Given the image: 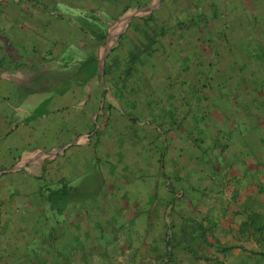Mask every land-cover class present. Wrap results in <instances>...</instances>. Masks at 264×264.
<instances>
[{
  "label": "crops",
  "instance_id": "crops-1",
  "mask_svg": "<svg viewBox=\"0 0 264 264\" xmlns=\"http://www.w3.org/2000/svg\"><path fill=\"white\" fill-rule=\"evenodd\" d=\"M23 1L0 2V264H264V59L210 56L197 45L205 32L171 30L183 0L131 11L68 0L84 19L109 17L97 32ZM206 1L224 44L228 32L264 31L249 24L264 0L240 11ZM14 88L25 93L16 106ZM150 116L163 125L142 122ZM115 152L127 175L101 170ZM86 173L100 181L94 214H63ZM61 194L71 198L56 217Z\"/></svg>",
  "mask_w": 264,
  "mask_h": 264
},
{
  "label": "rangeland",
  "instance_id": "rangeland-1",
  "mask_svg": "<svg viewBox=\"0 0 264 264\" xmlns=\"http://www.w3.org/2000/svg\"><path fill=\"white\" fill-rule=\"evenodd\" d=\"M3 0H0V2ZM19 1V3H21L22 5L27 4V2L23 1V0H17ZM35 1V2H34ZM146 0H119L120 5L118 7L121 8H132L134 7V5L136 4H142L144 3ZM203 1L204 0H183V9H182V13L180 16V19H177V17L171 15V30H173L174 28H176V25L174 24L175 21H179L180 24L179 26L183 29V27H195L196 29H198L200 32H205L204 35L202 37L199 36L197 39V45L198 47H205L208 51H210V49L213 51L210 56H216L218 53H220V50H218V47L224 48L225 50L229 51V53H235L237 51H243L244 54L250 59L253 60L255 62H261L262 59H264V31L260 32V31H256V32H244L241 36L239 35V32L235 34L238 35V40L235 39L231 40L229 39V36L233 35V32H228V42L227 44L222 41L223 36L219 35L217 32V30H212L211 27H207V25L210 24V22L212 20H214V16L213 14L210 15L207 12H203L204 7H203ZM209 0H207L206 2H208ZM32 2H34V7L37 9V7H39V11L41 12H45L46 16L52 12L56 13L55 17H59V13H63L64 17L70 18L72 19V21H74V25L76 24L78 27H80L81 29H89L93 30L95 32H97L98 29H103V26H105V24L102 22L104 19L107 21L109 20L108 16L103 15V13L101 11H97L96 13H94L95 17L94 19L92 18H83V15H81L79 13V9L77 13H74L71 11L70 5L68 4V0H33ZM262 2V1H261ZM118 3V4H119ZM242 3H245V0H236L235 4L236 6H232L230 4V1L226 0L225 1V6L226 8H228L229 10L235 11V10H243ZM99 7V6H98ZM48 8V9H47ZM25 9V8H24ZM130 10V11H131ZM38 11V12H39ZM129 11V12H130ZM68 13V14H67ZM65 14L67 16H65ZM78 14V15H77ZM253 16H255V13ZM252 14H249L250 16ZM261 15V17L258 15L255 16L256 19L252 20L251 24H256L257 23H262V26L264 27V12L259 13ZM220 16V15H219ZM218 16V17H219ZM104 18V19H103ZM250 21L252 19V17H249ZM57 19V18H56ZM2 21L0 18V30H2ZM30 21V20H28ZM61 21V20H60ZM258 21V22H257ZM27 22V21H26ZM233 24V23H232ZM231 22H229L228 28L229 30L232 31L233 26H232ZM264 29V28H263ZM217 31V32H216ZM255 31V30H254ZM31 32V30H30ZM198 33V32H197ZM2 36V34L0 33V37ZM235 38V37H234ZM237 38V37H236ZM196 40V38H195ZM6 58V57H5ZM207 60V59H205ZM185 62L186 65L188 67L191 66L190 62H191V57L190 55L187 56V58H185ZM256 64H248V63H234L233 66H235V70H239L241 69L242 72H247L249 76H254L256 75V71L254 68ZM13 95L9 96L8 100H9V105H13L16 106L17 102L23 98L24 94L22 93V89L21 92L18 91L17 88H14L13 91ZM16 99V103H14V100ZM234 100L229 101V103H231V105H234L235 103L233 102ZM215 104H221L222 101H214ZM219 108V107H218ZM258 110L260 112H264V106L263 107H258ZM154 113V112H153ZM155 114V113H154ZM201 115V114H200ZM163 117L165 118L164 121H166V123L170 126L173 123V120L171 118H169L170 114L167 113V111L163 112ZM156 116H150L147 117V119H141L142 122H147V123H152L154 125L159 124L160 122H158ZM236 122L241 125V118L238 119V117H236ZM160 125H163L162 123H160ZM160 130V129H158ZM126 159L123 157V153L122 152H115L113 158L109 155L108 157L105 156L103 160H100V167L101 170L103 168L104 170V166H107L108 168H105V171L108 169H111L110 166L112 165L115 166L114 168L116 169V171L121 172V174H128L129 171V166L127 165V163L125 162ZM104 165V166H103ZM124 177V175H123ZM74 185H77L79 187L77 192H73V194L71 195L73 200V204L70 203L68 209L66 210V212H64L63 214L69 213V214H73L74 213V209L73 208H77L79 209L80 207H83V212H87L88 215H92L94 213H89V210L91 207V205L95 204V202H98L100 200V197L98 196V193L100 191V181L95 180L94 176L90 173H86V175L83 176V180L81 181H74L73 182ZM98 196V197H97ZM71 197L65 196V197H60L55 196L53 198V202L56 204V211H55V215L56 217L59 216V214L61 213L60 209L63 208V206H65V204L67 205V203H65L66 200H70ZM89 210V211H88ZM97 217H99V214H95ZM60 250H63V247H59Z\"/></svg>",
  "mask_w": 264,
  "mask_h": 264
},
{
  "label": "built area",
  "instance_id": "built-area-1",
  "mask_svg": "<svg viewBox=\"0 0 264 264\" xmlns=\"http://www.w3.org/2000/svg\"><path fill=\"white\" fill-rule=\"evenodd\" d=\"M260 243H261V249L264 255V232L261 234Z\"/></svg>",
  "mask_w": 264,
  "mask_h": 264
},
{
  "label": "trees",
  "instance_id": "trees-1",
  "mask_svg": "<svg viewBox=\"0 0 264 264\" xmlns=\"http://www.w3.org/2000/svg\"><path fill=\"white\" fill-rule=\"evenodd\" d=\"M60 197H62V194L60 195ZM263 232H264V231H263ZM263 232H262V233H263Z\"/></svg>",
  "mask_w": 264,
  "mask_h": 264
}]
</instances>
